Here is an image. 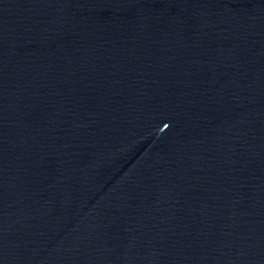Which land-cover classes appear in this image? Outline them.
I'll return each instance as SVG.
<instances>
[{
    "label": "water",
    "instance_id": "1",
    "mask_svg": "<svg viewBox=\"0 0 264 264\" xmlns=\"http://www.w3.org/2000/svg\"><path fill=\"white\" fill-rule=\"evenodd\" d=\"M0 264H264V0H0Z\"/></svg>",
    "mask_w": 264,
    "mask_h": 264
}]
</instances>
